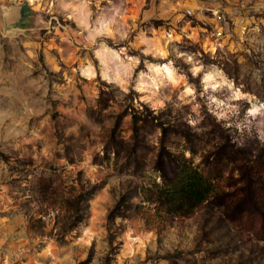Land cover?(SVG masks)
<instances>
[{
	"label": "rangeland",
	"instance_id": "rangeland-1",
	"mask_svg": "<svg viewBox=\"0 0 264 264\" xmlns=\"http://www.w3.org/2000/svg\"><path fill=\"white\" fill-rule=\"evenodd\" d=\"M0 264H264V0H0Z\"/></svg>",
	"mask_w": 264,
	"mask_h": 264
},
{
	"label": "trees",
	"instance_id": "trees-1",
	"mask_svg": "<svg viewBox=\"0 0 264 264\" xmlns=\"http://www.w3.org/2000/svg\"><path fill=\"white\" fill-rule=\"evenodd\" d=\"M160 194L170 204L169 212L187 213L202 200L210 191V182L198 168L188 164L176 163L171 174H160Z\"/></svg>",
	"mask_w": 264,
	"mask_h": 264
},
{
	"label": "water",
	"instance_id": "water-1",
	"mask_svg": "<svg viewBox=\"0 0 264 264\" xmlns=\"http://www.w3.org/2000/svg\"><path fill=\"white\" fill-rule=\"evenodd\" d=\"M1 14L6 22H19L21 14L16 4H11L10 7H4L1 9Z\"/></svg>",
	"mask_w": 264,
	"mask_h": 264
}]
</instances>
